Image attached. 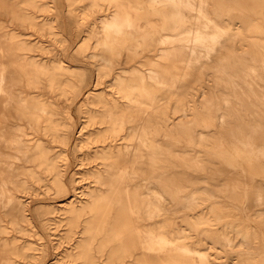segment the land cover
<instances>
[{
	"label": "bare ground",
	"instance_id": "1",
	"mask_svg": "<svg viewBox=\"0 0 264 264\" xmlns=\"http://www.w3.org/2000/svg\"><path fill=\"white\" fill-rule=\"evenodd\" d=\"M68 1L78 20L101 13L82 45L96 49L90 89L33 54L45 48L28 28L60 38L26 13L45 4L0 0V264H264V0ZM123 60L144 68L113 74L116 96L95 91ZM76 98L94 104L81 109L96 125L86 190L53 150L78 159ZM48 181L64 200L40 216L34 183ZM36 223L50 248L32 241Z\"/></svg>",
	"mask_w": 264,
	"mask_h": 264
},
{
	"label": "rangeland",
	"instance_id": "2",
	"mask_svg": "<svg viewBox=\"0 0 264 264\" xmlns=\"http://www.w3.org/2000/svg\"><path fill=\"white\" fill-rule=\"evenodd\" d=\"M40 3L45 4L48 9L45 11H37L35 8L27 7L26 13L35 17V19L38 21V23L46 21V22H52L54 27V30H57L59 32V39H53L51 36L48 35H40L35 29L28 28L27 32L30 34V39L32 41H40L45 48V51L38 52L34 51L33 54L36 55L37 59H43L44 61H47L49 59H62L66 63L72 65L75 67L77 74L72 77V80L74 83H77V85L81 88L82 86H85L84 84H89L88 89L91 87H94L95 84V75H94V65L97 63L93 59L90 58L92 54L95 53L96 49L94 48L92 40L88 42V45L86 48H82L83 41L86 39L84 34H87L88 27L92 24L97 25L99 23V18L101 17V13L96 12H90L85 16V19L78 20L76 14L71 10V6L69 5L68 0H40ZM0 23L2 25H7L5 27L6 29L9 28L8 21L0 15ZM143 52L142 54H144ZM121 57H124V54H120ZM122 62V63H121ZM136 65L137 67H140L141 64L139 62L133 61H118L114 64L113 69L110 70V72L105 75L101 81V83L95 85L96 90L98 92H102L106 95L113 94L118 95L115 92V89L113 87V78L111 76L115 73H122L124 75H129L131 71H133V66ZM144 68V66H141ZM145 70V69H144ZM93 85V86H92ZM85 87L83 90H86ZM207 94L209 93L208 90L205 89ZM199 90H196V93L194 95V98L198 101L200 100V97L197 96V93ZM84 106H88L92 108L94 106L93 103L88 102L87 100L76 98L74 102H72L70 106V116L68 119H66L68 123V128L71 132V137H73V141L77 139L78 141L83 142L84 139L90 134H93L94 126L86 122V119L84 117V113L81 111V109ZM88 144V145H87ZM97 143H81V146H79V150L77 152L78 159L74 160L72 156V151L69 149H64L60 146H55L54 151L60 153V157L58 158V162L60 164V167H64L67 162L71 166L75 165V168H77V173L73 176L75 178V181L78 182L80 185V189H88L90 185H92L91 177L88 174V170L93 168V165L95 161H91V152L90 150L94 149L95 145ZM261 144H258V148L256 149V155H258L261 152ZM89 152V154H86ZM258 157V156H257ZM261 161L264 163V157L260 158ZM79 160V161H78ZM80 163V164H79ZM75 171V170H73ZM72 171V172H73ZM48 179V177H47ZM48 184L50 182L48 181ZM36 190L38 195L34 198V201H31V210H33L37 214H43L47 207H50L52 205H57L59 202H62L64 200L60 194H57V192L54 191L53 186L49 185V190L44 191V187L40 186L39 184H35ZM22 199H26L27 201L29 199H32V196L30 194H22ZM41 201V202H40ZM56 203V204H55ZM207 205V202H205ZM206 210V207L204 208ZM239 213L243 216L241 209L239 210ZM53 218L58 219L61 216H64L62 214V210L56 211L54 213L50 214ZM44 216V215H43ZM35 220V216L33 217ZM246 220V222H249L250 219L246 216L241 217ZM254 223V222H250ZM256 223V222H255ZM64 225H61L58 227L57 233H62L64 231ZM36 230L37 234L33 235L31 237L32 241L38 246V247H44L47 246L50 248V238L51 236L48 235V231L44 228H41L39 224L36 223ZM65 245L63 246V248ZM61 248V247H60ZM63 250V249H62ZM63 253V252H62ZM222 261L224 263H228L226 258H229V254L221 253ZM53 257L52 251L49 250V256L48 260L50 261ZM66 264V263H61Z\"/></svg>",
	"mask_w": 264,
	"mask_h": 264
}]
</instances>
